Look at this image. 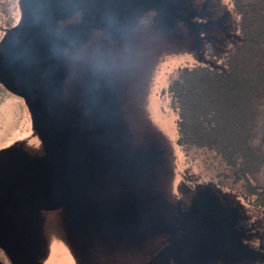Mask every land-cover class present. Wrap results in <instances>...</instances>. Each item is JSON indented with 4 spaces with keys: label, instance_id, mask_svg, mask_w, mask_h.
Masks as SVG:
<instances>
[{
    "label": "flooded vegetation",
    "instance_id": "af4514ba",
    "mask_svg": "<svg viewBox=\"0 0 264 264\" xmlns=\"http://www.w3.org/2000/svg\"><path fill=\"white\" fill-rule=\"evenodd\" d=\"M77 1L73 0L71 6ZM163 2L171 4L169 13L172 16L169 15V21L172 28L164 25L156 8L140 9L138 6L127 2V0H87L71 17L57 21L56 37H60L64 26L81 24V28L75 32L70 45L61 57V102L63 99V102L68 107L79 108L78 110L83 112L77 120L72 116H70L72 118L70 120L68 114L66 115L69 119L68 122H70L68 124L73 127L72 132H77L79 135L83 131L84 117L87 112H92L94 106H102L105 111L110 107H114V110L119 112L120 115L121 120H119V123H124L121 112L124 97L121 94L122 89L114 83L113 79L107 77L109 75L103 69L101 72L93 71L91 73L92 69L90 71V66L92 63L85 61V70L72 72L69 77L64 65L65 53L83 44L89 46L93 41H90V36H94L95 32L99 34L94 39V54L95 56L101 55L103 57L102 61L110 58L113 53L117 54L121 50H126L127 47L137 43V36L134 31L143 34L147 32L145 28L137 26L139 15L148 17V24L158 20L162 25V29L165 31L168 29L171 33L176 31L175 26L180 23L188 31L192 32L194 45L198 51L201 38L200 28L206 24L217 23L216 20L203 21L200 11L186 9L179 0H163ZM126 3L128 4L124 6ZM116 9L119 11H116ZM21 16L22 10L19 21L8 29L15 27L20 22ZM183 16H189V20L194 26L187 25L181 18ZM76 45L78 46L76 47ZM99 48H103V52ZM200 57L199 50V59ZM74 63L76 64V62ZM23 102L26 105L24 99ZM102 125L103 128H118L113 120L105 121ZM118 129L119 133L121 132L122 136H124L125 143H123L122 149L126 153V157L130 159L137 156L138 161L131 164L111 161L109 162L110 172L91 173L85 171L82 173V187L86 200L92 205H105L108 209H103L99 215H90L83 219L68 210L67 200L57 208H39L35 211L23 209V217L28 218V222H32L35 219L39 220L40 231L37 230V235L40 237L39 261L42 264H44V256L42 255L44 251L46 253L45 241H47V236L41 227L44 226L41 223V217H43L45 212L51 210H57L60 228H62L70 246L75 245L71 237H79L89 247L94 249H98L100 245H103L106 247L109 256L118 253L115 259L111 257L107 262H105L106 256L101 260L97 254H94L92 263H88L90 258L88 256L80 264H149L155 255L169 245L172 247L173 252L177 251L183 255L182 257H189L190 264H199L193 261V256L198 257L205 264L225 258V256L231 258L238 256L244 260H249L251 264L264 263L263 259L252 260L249 258L244 249H239L237 243L231 237L221 238L216 243H214V240H210L202 244L201 240L208 233L207 231H212L218 226L219 229H223L221 227V217L219 219L218 217L215 218L216 208L211 206L204 207V200L206 199L205 183L192 184L189 181L188 184L182 182L177 184L176 189L173 191L167 190L162 184V179L168 168L166 164L169 161L167 157L168 147L163 142H160L161 139H155L150 135V138L142 137L143 134H139L136 141H133V144L130 145L126 136L128 130L122 126ZM45 155H47V152L44 149V154L41 157L44 158ZM148 157L149 159H147ZM209 197L208 194L207 198ZM53 199H55V196H53ZM124 210H126V213L120 214ZM30 224L34 225V222ZM231 229L233 228L230 227L228 230ZM239 233L242 244L257 252L264 253V249L252 247L244 240L246 236L244 230ZM189 234H191L189 240L187 238V240L182 241ZM151 237L158 238V246L147 252L143 256L142 262H138L131 255V252L138 251L140 253L142 248L152 245L154 239H150ZM146 241L147 243H145ZM171 242L172 244H170ZM1 250L3 249L1 248ZM74 252L73 257L83 261L81 255L77 251ZM208 253L211 257L205 261L202 257L205 258V254ZM161 264L189 263L186 260L180 261L176 257L169 255Z\"/></svg>",
    "mask_w": 264,
    "mask_h": 264
},
{
    "label": "rangeland",
    "instance_id": "374dc122",
    "mask_svg": "<svg viewBox=\"0 0 264 264\" xmlns=\"http://www.w3.org/2000/svg\"><path fill=\"white\" fill-rule=\"evenodd\" d=\"M179 1L188 10L200 11L203 21L216 20L217 22L200 28L198 51L194 45L192 32L180 23L174 25L176 31L171 33L168 29L167 31L162 29L158 20L148 24V17L139 15L137 26L145 28L147 32L143 34L134 31L137 36L136 44L117 54L113 53L110 58L102 61L101 55L94 54V39L99 34L95 32L94 36L89 37L90 41L93 40L89 46L83 44L77 47L78 44L77 48L65 53L64 65L69 77L72 72L85 70V61L92 63L91 73L101 72L103 69L109 75L107 77L113 79L114 83L122 89L121 94L124 100L121 112L124 123H119V126L128 130L126 132L128 144L132 145L139 134H143L142 137L150 138V135L155 139H161L160 142L168 147L169 161L166 163L168 167L166 174H163V186L173 191L176 185L182 182L188 184L189 181L192 184L204 182L205 186L212 190L219 215H232L233 219L229 226L236 231L244 230L246 233L244 240L252 247L264 249L263 206L255 204L256 195L247 193L244 178L236 179L230 168L221 164L214 151L197 147L189 148L187 145L178 143L176 119L179 107L172 106L168 90L169 81L178 78V70L183 67L208 65L219 68L222 66L226 54L239 39L236 25L238 17L230 0ZM20 13V0H0V39L6 29L19 21ZM99 50L103 52V48ZM226 83L231 87L239 84L236 77H230ZM8 95L9 97H5L0 103V151L16 150L29 159L36 160L43 156L44 149L33 126L28 107L24 104L23 98L11 92ZM70 114L73 118L74 116L80 118L83 112L75 109ZM75 142V140L69 141L70 146L75 145ZM43 217H41V223L44 226L41 227L47 236L46 253L44 251L42 255L44 264L83 262L73 257L74 251L79 254L80 251L76 245L68 244L67 237L60 228L57 210L45 212ZM152 238L154 239L152 245L150 243L148 246L145 245L146 247L142 248L140 253L131 252L138 262H142L143 256L158 246V238L150 239ZM94 254H97L101 260L106 256L105 262L111 257L115 259L118 255L117 253L109 256L103 245H100L98 249L90 247L88 263L93 262ZM0 262L10 264L8 256L1 248ZM209 264H251V262L238 256L234 258L225 256Z\"/></svg>",
    "mask_w": 264,
    "mask_h": 264
},
{
    "label": "water",
    "instance_id": "95a60500",
    "mask_svg": "<svg viewBox=\"0 0 264 264\" xmlns=\"http://www.w3.org/2000/svg\"><path fill=\"white\" fill-rule=\"evenodd\" d=\"M86 1L78 0L71 6L73 0H20L21 20L15 27L8 29L0 41V83L9 92L24 99L33 126L47 152L44 158L31 160L16 150L0 151V248L5 251L11 264H42L39 261L40 237L37 235V230L40 231L39 220L28 222V218L23 217V209L35 211L39 208H57L67 200L68 210L75 216L83 219L99 215L103 209L108 208L105 205H92L86 200L82 173L110 172L111 161L126 164L138 161L137 156L128 159L123 152L124 136L118 129L121 128V119L114 107L105 111L102 106H94L92 112L86 111L83 131L79 135L72 132L73 127L68 124L69 119H72L70 112L79 108L68 107L63 99L61 102V57L81 24L64 26L60 37H56L55 29L58 20L71 17ZM127 2L140 9L156 8L164 25L172 28L169 2ZM181 18L187 25L194 26L189 16ZM108 120H113L118 128H103L102 124ZM71 140L76 141L75 145L70 146ZM205 194L204 207L216 208L215 218L221 217L223 229L218 226L207 231L201 237L202 244L210 240L216 243L221 238L231 237L249 258L264 260V253L242 244L240 231L228 230L232 227L229 224L233 216L219 215L210 187L206 186ZM125 213L126 210L120 214ZM33 222L34 225H31ZM190 237L191 234L182 241ZM71 239L84 262L90 247L79 237ZM169 255L190 264L189 257L173 252L170 245L155 255L149 264H161ZM210 257L208 253L202 259L206 261ZM193 258V261L205 264L198 257Z\"/></svg>",
    "mask_w": 264,
    "mask_h": 264
},
{
    "label": "trees",
    "instance_id": "16d2710c",
    "mask_svg": "<svg viewBox=\"0 0 264 264\" xmlns=\"http://www.w3.org/2000/svg\"><path fill=\"white\" fill-rule=\"evenodd\" d=\"M230 2L239 39L222 66L183 67L168 90L179 107L178 143L214 151L236 179L244 178L264 213V0ZM230 77L236 87L227 85Z\"/></svg>",
    "mask_w": 264,
    "mask_h": 264
},
{
    "label": "built area",
    "instance_id": "2783aa9c",
    "mask_svg": "<svg viewBox=\"0 0 264 264\" xmlns=\"http://www.w3.org/2000/svg\"><path fill=\"white\" fill-rule=\"evenodd\" d=\"M9 94V91L0 83V100L7 97Z\"/></svg>",
    "mask_w": 264,
    "mask_h": 264
},
{
    "label": "crops",
    "instance_id": "0c3cea01",
    "mask_svg": "<svg viewBox=\"0 0 264 264\" xmlns=\"http://www.w3.org/2000/svg\"><path fill=\"white\" fill-rule=\"evenodd\" d=\"M7 97H9V95H8ZM4 99H5V98H4ZM4 99H2V100L0 101V103H1Z\"/></svg>",
    "mask_w": 264,
    "mask_h": 264
}]
</instances>
